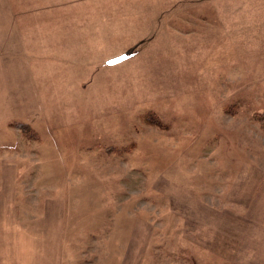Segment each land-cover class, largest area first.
Listing matches in <instances>:
<instances>
[{"label":"rangeland","instance_id":"1","mask_svg":"<svg viewBox=\"0 0 264 264\" xmlns=\"http://www.w3.org/2000/svg\"><path fill=\"white\" fill-rule=\"evenodd\" d=\"M0 264H264V0H0Z\"/></svg>","mask_w":264,"mask_h":264},{"label":"snow or ice","instance_id":"2","mask_svg":"<svg viewBox=\"0 0 264 264\" xmlns=\"http://www.w3.org/2000/svg\"><path fill=\"white\" fill-rule=\"evenodd\" d=\"M110 64L118 63V61H109Z\"/></svg>","mask_w":264,"mask_h":264}]
</instances>
